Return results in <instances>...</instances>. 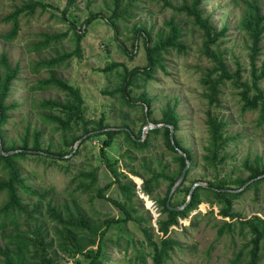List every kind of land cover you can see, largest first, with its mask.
<instances>
[{
    "label": "rangeland",
    "instance_id": "rangeland-1",
    "mask_svg": "<svg viewBox=\"0 0 264 264\" xmlns=\"http://www.w3.org/2000/svg\"><path fill=\"white\" fill-rule=\"evenodd\" d=\"M26 1L28 0H0V57L5 52L10 65L19 66L17 79L12 84L7 100L10 119L2 128L3 135L8 145L21 146L22 138L28 130L31 134L40 131L44 149L55 152L73 151L63 159L56 158V162L33 156L36 152L32 151H29L28 157L17 159L25 183L36 190L46 192L48 196L41 203V215L36 214L31 218L24 214L19 215L16 225L6 222L5 231L0 228V247L8 244L7 236H14L15 232L12 233V230L16 228L23 234L31 235L36 226H41L50 239L55 238L54 223L45 212L47 202L58 208L77 207L93 222L117 218L120 215L112 204L98 196V193L103 191L107 198L125 201L118 185L104 190L114 178L101 155V146L106 135L103 134V129L97 127L102 118L105 126L116 130L127 127L132 134L141 138V141L149 137L148 145L139 148L128 142L125 133H119L106 153L111 162H117L119 171L128 176L124 181L135 186L136 197L132 204L138 215L144 216L147 221L150 220L149 228L153 229L155 240L162 236L158 231V223L166 217L161 215L156 199L166 196L169 182L161 179L152 197L143 193V183L150 177L151 172L149 173L148 169L155 172L165 171L172 175L178 168L174 161L175 154L167 149L162 132L155 134L152 130H147L151 124L155 126L161 122L163 110L169 106L176 107L179 130H175V136L194 158L193 162L190 161V172L182 183L183 186L174 192L171 202L178 204L183 201L185 193L177 192L180 188L197 183L207 187V182L215 180L232 181L238 177L245 178L249 175L245 167L246 162L253 164L260 158L264 163V121L260 119L259 111L242 110L239 90L230 82L222 87V107L215 111L227 125L226 160L217 168L208 166L204 161L203 156L206 154L205 148L209 145L210 135L206 125L208 103L203 97L205 89L201 78L212 63L202 53V32L185 15L165 8L158 0H123L122 17L115 19L118 26L116 30L109 21L115 8L112 0H33L46 4V11L39 8L33 15H22L19 18L18 36L7 42L3 36L11 29V24L5 22L4 18L15 6H22ZM171 2L176 6L182 4V0ZM262 6L264 10V0ZM203 10L204 16L209 18L218 30L228 27L226 37L219 43L220 49L224 51L231 70L234 71L236 62H240L245 70L244 78H249L250 41L240 27L245 11L242 0H204ZM172 17L183 29L181 40L187 50L179 53L171 49L165 53V70H157L149 81L142 74H138L133 84L128 86L129 101H125L120 93L105 94L118 88L123 82L124 74L122 67L105 72L103 70L106 67L118 62L124 63L129 70H144L148 65L143 36L145 33H137L136 30H146L154 41L160 33L167 32L165 22ZM76 31L84 36L81 58L74 57L69 64H63L53 71H34L38 61L73 51L76 48ZM44 33H68V36L58 43H52L49 48L36 52L34 43H37L41 39L40 34ZM263 60L264 40L259 65ZM51 73L79 89L84 99L85 118L91 122L89 129L97 130L92 134H98L99 137L90 138L91 134H87L80 139L82 141L79 145L76 146V143L72 148L66 147L63 143L65 133L58 130L55 124L45 120L48 111L41 108V102L45 99H66V94L55 87L37 89L38 82L49 78ZM261 87L264 90V81ZM143 94L151 100L149 107L140 99ZM148 112L151 113L150 118L146 117ZM156 129L158 128L154 130ZM83 133L81 127L74 128V134L81 136ZM30 143L33 145L32 137ZM93 170H96L97 180L92 188L86 191L83 186L90 184V181L82 174ZM6 176V171L0 166V180ZM247 188L248 186L234 201V211L240 214L238 221H235L234 231L227 230L222 236L219 228L223 227L225 222H230V219L222 218L219 215L220 206L217 203L212 204L211 195L203 192L200 196L202 203L198 209L187 219L181 220L178 227L171 228L169 236L179 242L180 247L175 248L165 264H230L241 250H244L243 261H248L246 253L251 248L248 245L251 235L249 227H242L240 221L254 216L264 219V182L258 187ZM20 194L29 210L39 203V198L34 195L22 192ZM6 200V194L1 193L0 208ZM3 220L0 215V224ZM105 246L108 259H103L104 264H153L150 249L146 246L145 236L138 223H128L124 232L116 228L111 229ZM54 249L58 252L57 264H76L80 257L67 256L61 252L57 241L54 243ZM140 254L144 256L145 261L141 259ZM259 264H264V261Z\"/></svg>",
    "mask_w": 264,
    "mask_h": 264
},
{
    "label": "trees",
    "instance_id": "trees-1",
    "mask_svg": "<svg viewBox=\"0 0 264 264\" xmlns=\"http://www.w3.org/2000/svg\"><path fill=\"white\" fill-rule=\"evenodd\" d=\"M115 4L114 12L109 18L116 30L118 26L115 22L116 18L122 17L123 0H112ZM165 8L174 10L177 14L185 15L193 25L202 32V53L212 63V66L207 68L201 78V84L205 89L203 97L208 103L206 111V125L210 135L209 145L205 148L206 154L203 156L204 161L208 166L217 168L222 165L226 160L225 149L227 147L228 138L225 134L226 123L215 113L217 109L222 107V87L230 82L235 89L239 90V96L242 103V110L245 111H259L260 119L264 121V90L261 87L264 81V60L260 62L262 52V42L264 40V10L262 0H242L244 6V14L240 23L242 31H244L250 41L249 45V78L245 79V70L240 62H236V69L234 71L227 64L225 53L220 49L219 43L223 40L228 32V27L218 30L211 20L204 16L203 3L204 0H182L180 6L174 5L171 0H158ZM47 5L33 0H28L22 6H15L5 18L4 21L11 24V29L3 36L7 42L13 41L20 31L19 18L22 15H33L37 9L46 11ZM91 21V20H89ZM88 21V23H89ZM165 29L167 32L160 33L153 41L150 33L146 30H136L137 33L144 31V38L146 43V54L148 65L144 70L137 68L129 70L124 63L114 62L103 71L110 72L118 67L124 69L122 76L123 82L113 92H105L114 95L120 93L122 98L127 100L128 86L133 84L135 77L142 74L147 81L153 78V74L157 70H165L164 54L169 50L174 49L179 53L187 50V46L182 42L183 29L180 23L172 17L169 21L165 22ZM76 39V48L73 51L63 52L57 54L54 58L40 60L36 63L34 71L38 72L40 69H47L53 71L63 64H69L74 57H82L81 43L84 38L81 32L74 33ZM68 33L62 34H40L41 39L34 43V50L40 51L47 49L52 43H58L64 38H67ZM19 73V66L12 67L9 63L7 54L4 52L0 57V166L6 171V178L0 180V194L5 193L7 196L6 202L0 208V215L3 216L0 228L5 231L6 222L16 225V218L19 215H25L29 218L34 215L42 214V204L48 194L36 190L25 183L22 173L18 167L17 159H24L28 157L29 151L36 152L33 156H38L57 161L69 155L71 151L61 150L59 152L44 149L41 143L42 132L34 131L32 134L28 130L22 138L21 146L15 144L8 145L5 141L2 128L7 124L10 119L9 111L10 106L7 105L11 87L13 82L17 79ZM55 87L66 94L64 101L58 99H45L41 102L42 109L47 110L45 120L55 124L57 129L64 132V141L66 147H74V145L87 134H91L90 138H97L100 135L92 134L93 128L89 129L91 122L85 118L84 99L78 88L69 84L67 81L51 73L47 79H42L38 82L37 89L43 90L46 88ZM142 102L149 107L151 100L145 94L140 98ZM151 113L148 112L146 117L150 118ZM44 120V119H43ZM104 119L102 118L98 123L97 129H103L106 138L102 142L101 155L105 159V163L113 175L114 180L108 184L104 190L110 189L113 185H118L125 201L120 202L112 198H107L103 191L98 193L100 199L107 200L120 212L117 218L106 219L104 221L93 222L85 214H83L77 207L71 209L66 206L58 208L51 202H47L45 209L49 219L54 223L55 238H51L41 226H36L31 235L21 233L18 228L12 230L15 232L7 236L8 244L0 247V264H57L58 252L54 249V243L57 241L58 249L65 253L67 256L77 257L80 256L76 264H104L103 259L108 257L105 253V244L107 242V235L111 229H118L124 232L128 223L135 222L139 224V228L145 236L146 246L150 249V256L153 264H165L170 258L171 253L176 247H180L179 242L173 240L169 234L171 228L178 227L180 221L187 219L190 214L198 209L202 203L200 196L203 192L210 194L211 203H217L220 206L219 215L222 218H229L230 222H225L223 227L219 228L220 236L226 231L233 232L235 221H238L240 214L234 211V201L245 191L239 193H230L223 190H239L242 189L247 183H252L247 189L258 187L264 182V163L259 158L253 164L245 163V167L249 172L248 177H238L235 180H215L207 182L208 186H198L193 193L190 203L180 211H174L168 208L167 201L172 188L180 178L185 166L186 161H194L190 151L184 148L174 136L176 146L187 154V158L176 150L170 139V128L152 130V133L162 132L164 142L168 150L172 151L174 161L178 164V168L169 175L165 171L155 172L149 170L150 177L144 180L142 191L144 194L151 196L154 190L158 187L161 179L169 182V190L166 196L161 199H156V204L160 208L161 215H165V219L159 221L158 231L162 234L155 240L154 233L150 227V220L147 221L142 215H138L137 210L132 204L133 199L136 197L135 186L129 182H125L124 178L128 176L119 171L117 162H111L106 153V150L112 146L116 135L125 133L130 144L139 146V148L148 145L149 137L144 141L141 138L132 134L127 127L122 130H116L111 127L105 126ZM156 124H166L174 127L176 131L179 130V116L176 107L169 106L163 110L161 122ZM81 127L84 131L83 135L78 136L74 134V128ZM102 134V135H103ZM31 137L33 138V145H31ZM4 155V153H10ZM45 153V154H44ZM76 153V152H75ZM133 174V168H131ZM190 172V168L187 175ZM90 184L84 185V189L90 190L96 183L97 174L96 170L88 174H82ZM139 176V174H136ZM185 182V181H184ZM183 186V185H182ZM193 185L187 188H180L177 192H184L185 196L183 201L176 204L171 202V207H182L186 204L188 196ZM34 195L39 198V203L33 205V209L29 210L24 202L20 193ZM130 205V206H129ZM238 218V219H237ZM237 219V220H236ZM10 220V221H8ZM234 221V222H231ZM242 227H249L251 239L248 242L251 247L246 255L248 261L244 262V250H241L238 255L230 261V264H259L264 261V219L259 216H254L248 220L240 221ZM239 222V223H240ZM146 224V226H143ZM149 224V225H148ZM127 231V230H126ZM140 257L144 259L141 254Z\"/></svg>",
    "mask_w": 264,
    "mask_h": 264
},
{
    "label": "water",
    "instance_id": "water-1",
    "mask_svg": "<svg viewBox=\"0 0 264 264\" xmlns=\"http://www.w3.org/2000/svg\"><path fill=\"white\" fill-rule=\"evenodd\" d=\"M165 127H168V128H170V130H171V131H170V139H171L172 144H173L174 147L176 148V150H177L178 152H180L183 156H185V157L187 158V154H186L185 152L181 151V150L176 146V144H175V141H174L175 129H174L173 126H171V125H166V124H158V125H155V126H154L153 124H151L150 126L147 127V130H154L155 128L160 129V128H165ZM81 141H82V140H80L79 142H77L76 146L79 145ZM10 154H13V152H10V153H4V155H10ZM190 164H191L190 160H187V161H186V166H185V168H184V170H183V172H182L180 178L178 179V181L175 183L174 187H173L172 190H171V193H170L169 198H168V201H167V206H168V208L171 209V210H174V211H180V210H183V209H184V208L190 203V201H191V199H192V196H193V193H194V190H195L198 186H200V184L197 183V184H195V185L192 187V189H191V191H190V194H189V196H188V200H187V202H186V204H185L184 206H182V207H171L170 203H171V200H172V196H173L174 192H175V191H176V190L182 185V183L184 182V180H185V178H186V176H187V172H188V170H189ZM251 183H252V181L249 182V183H247L242 189H239V190H231V189H228V190H223V191H225V192H230V193H239V192H242L243 189L246 188L247 186H249Z\"/></svg>",
    "mask_w": 264,
    "mask_h": 264
}]
</instances>
